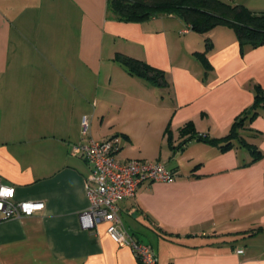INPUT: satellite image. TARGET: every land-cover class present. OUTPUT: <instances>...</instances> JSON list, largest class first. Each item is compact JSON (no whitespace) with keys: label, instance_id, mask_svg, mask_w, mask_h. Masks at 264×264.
Instances as JSON below:
<instances>
[{"label":"crops","instance_id":"0c3cea01","mask_svg":"<svg viewBox=\"0 0 264 264\" xmlns=\"http://www.w3.org/2000/svg\"><path fill=\"white\" fill-rule=\"evenodd\" d=\"M107 1L0 0V178L17 200L44 203L0 219V264H139L106 222L82 225L91 166L74 146L84 115L93 138H121L119 160L176 172L119 202L160 264H264V110L241 129L256 160L193 136H226L253 104L264 44L242 49L232 28L202 34L176 14L117 19ZM119 52L163 70L167 85L129 73Z\"/></svg>","mask_w":264,"mask_h":264},{"label":"built area","instance_id":"2783aa9c","mask_svg":"<svg viewBox=\"0 0 264 264\" xmlns=\"http://www.w3.org/2000/svg\"><path fill=\"white\" fill-rule=\"evenodd\" d=\"M90 117L82 119V140L74 146L75 152L91 166L87 183L90 205L81 214L82 225L94 228L107 223L110 237L121 246L129 247L139 264H160L155 249L142 242L126 229L119 212V202L135 198L145 182L172 181L176 172L160 160H119L121 149L118 135L98 140L89 135ZM14 186L0 178V219L32 214L43 208L41 201L17 200ZM239 251H242L241 249Z\"/></svg>","mask_w":264,"mask_h":264},{"label":"trees","instance_id":"16d2710c","mask_svg":"<svg viewBox=\"0 0 264 264\" xmlns=\"http://www.w3.org/2000/svg\"><path fill=\"white\" fill-rule=\"evenodd\" d=\"M107 9L110 16L126 21H141L162 14H176L184 19L191 29L206 34L217 26L232 28L241 48L245 45L264 44V11H254L243 4H231L222 0H108ZM210 43L208 41L207 49ZM116 59L131 74L145 78L153 85H167L165 72L151 66L141 59L119 52ZM207 64V61L205 59ZM264 110V88L255 91L253 104L244 110L234 121L230 132L223 137H210L208 134H193L201 140L219 143L222 149L240 144L249 149L253 160L262 156L261 151L249 143L241 134L249 121ZM184 130L194 131L193 124ZM190 138V137H189ZM189 138L184 141H188Z\"/></svg>","mask_w":264,"mask_h":264},{"label":"rangeland","instance_id":"374dc122","mask_svg":"<svg viewBox=\"0 0 264 264\" xmlns=\"http://www.w3.org/2000/svg\"><path fill=\"white\" fill-rule=\"evenodd\" d=\"M222 1L231 4H243L250 9H252L251 7L254 8L257 7L258 9H260L258 11H264V0H222Z\"/></svg>","mask_w":264,"mask_h":264}]
</instances>
